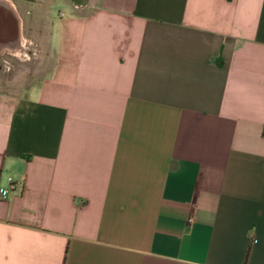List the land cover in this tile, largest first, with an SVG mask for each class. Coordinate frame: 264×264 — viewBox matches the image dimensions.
I'll return each mask as SVG.
<instances>
[{"label":"crops","instance_id":"obj_1","mask_svg":"<svg viewBox=\"0 0 264 264\" xmlns=\"http://www.w3.org/2000/svg\"><path fill=\"white\" fill-rule=\"evenodd\" d=\"M69 5L0 73V264H264V0Z\"/></svg>","mask_w":264,"mask_h":264},{"label":"rangeland","instance_id":"obj_2","mask_svg":"<svg viewBox=\"0 0 264 264\" xmlns=\"http://www.w3.org/2000/svg\"><path fill=\"white\" fill-rule=\"evenodd\" d=\"M17 1L16 4H19L23 12L21 44L19 48H16L19 53L18 56L3 54L4 63L0 64V73L30 76L33 73H41L51 65L53 53L50 48V29L52 21L61 12L68 13L71 6L69 0ZM28 48L31 51H28Z\"/></svg>","mask_w":264,"mask_h":264},{"label":"built area","instance_id":"obj_3","mask_svg":"<svg viewBox=\"0 0 264 264\" xmlns=\"http://www.w3.org/2000/svg\"><path fill=\"white\" fill-rule=\"evenodd\" d=\"M72 4H73V6H74L75 8H78V7H80L81 5H83V3L80 2V1H72ZM16 184H20V181H13V182L10 184L9 188H0V195H1V196H6L7 193H8V191L11 190V189H13V187H15Z\"/></svg>","mask_w":264,"mask_h":264},{"label":"flooded vegetation","instance_id":"obj_4","mask_svg":"<svg viewBox=\"0 0 264 264\" xmlns=\"http://www.w3.org/2000/svg\"><path fill=\"white\" fill-rule=\"evenodd\" d=\"M16 2H18V1L16 0ZM17 10H18V12L21 15L23 14V12H22L21 7L19 6V4H17ZM25 11L26 12H29V10H25ZM0 50H6L9 53H11L13 55H16V56H18L17 54L19 53L18 50L13 45H11V44H8V46H5L3 48H0Z\"/></svg>","mask_w":264,"mask_h":264},{"label":"bare ground","instance_id":"obj_5","mask_svg":"<svg viewBox=\"0 0 264 264\" xmlns=\"http://www.w3.org/2000/svg\"><path fill=\"white\" fill-rule=\"evenodd\" d=\"M21 38V37H20ZM21 40V39H20ZM11 66V65H10ZM7 70V69H6Z\"/></svg>","mask_w":264,"mask_h":264}]
</instances>
